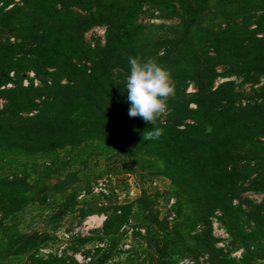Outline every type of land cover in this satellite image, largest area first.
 Wrapping results in <instances>:
<instances>
[{
  "label": "trees",
  "instance_id": "16d2710c",
  "mask_svg": "<svg viewBox=\"0 0 264 264\" xmlns=\"http://www.w3.org/2000/svg\"><path fill=\"white\" fill-rule=\"evenodd\" d=\"M171 18L178 22H151ZM96 26L105 39L92 46L85 33ZM130 56L151 58L171 75L175 95L155 125L163 129L158 139L144 141L153 126L128 116ZM263 79L264 0H0V162L13 169L0 176V264L134 262L119 258L133 203L114 207L101 230L73 239L74 251L95 246L93 254L84 251L87 261L39 253L69 212H96L79 208L64 175L66 166L92 157L126 170L144 158L140 168L156 163L170 181L171 224L154 212L152 196L135 201L133 234L143 228L145 245L136 264H178L183 256L197 262L202 254L209 264H264V200L244 195L264 192ZM62 149L66 159L58 158ZM42 158L48 162L39 165ZM53 177L60 181L51 185ZM56 194L49 231L18 229L19 211ZM214 220L239 259L217 247Z\"/></svg>",
  "mask_w": 264,
  "mask_h": 264
},
{
  "label": "rangeland",
  "instance_id": "374dc122",
  "mask_svg": "<svg viewBox=\"0 0 264 264\" xmlns=\"http://www.w3.org/2000/svg\"><path fill=\"white\" fill-rule=\"evenodd\" d=\"M147 14L148 13L143 14L140 17L142 23H147ZM162 21L167 24H174L178 22V19H159L155 23L158 24ZM98 35L99 32L95 30L91 32V30H89L85 33V39L90 43H94V41L99 38ZM232 79L238 84L237 89L244 90L248 93V85H239L240 80L238 78L232 77ZM224 80L226 79L218 78L217 81ZM262 83L264 84V79ZM193 90V86L189 85L187 91L192 92ZM3 105L4 100L0 99V107ZM66 157H68V151L62 149L58 154V158L66 159ZM144 160V158H140L137 164H132L130 168H128L129 170L124 168L122 162H116L113 159H105L104 157H92L89 158L86 163L78 161L74 165L66 166L64 170V175L67 176L65 181L68 187L77 192L79 208L84 210L93 209L96 210V212L83 217L81 211L77 210V208L73 212H69L56 227L55 234L57 238L53 241H49L42 247L49 253L73 256L78 261L85 262L89 257H86L84 251L89 250L91 254H93L95 246L89 244L86 245L85 248L74 251L72 249L73 239L77 236L91 235L94 231L101 230L103 222L114 207L133 203V215L120 228V232L123 233V244L121 246L123 252L119 258L126 260L127 257L131 256L134 262L130 264H136L138 260L143 257L142 251L145 245L142 238L144 235L143 228L136 227L134 230L140 231L141 234H133V227L137 224L138 218V210L135 201L145 192L155 199L153 209L160 219L165 218L171 224L174 218L172 206L175 202V198L171 193L170 181L160 174L158 170L159 165L156 163L148 168H140L141 164H146V160ZM46 162H48V160L44 158L38 160L39 165L46 164ZM2 163L3 162H0V176L11 175L13 169L9 166L1 168ZM59 181V179L53 177L48 180V183L54 185ZM30 183H33V180L30 179ZM244 195L256 202L264 200V192H246ZM59 198L60 194L51 197L49 202H47L51 203L50 205L47 203L40 204L39 202H30L27 204L16 214L14 221L17 222L18 229L22 232L49 231L55 223L49 222L48 217L52 212V207L59 201ZM7 223H11V221H7ZM200 229L201 227H197L193 233L199 232ZM222 229L223 228L218 226L213 231L215 237L219 238L217 247L224 251L229 250L232 257L239 259L241 257V251L230 249L228 245V235L223 236ZM246 229H249V226H246ZM65 234H67V236ZM5 264H19V260L17 258H9ZM178 264H209V255L202 254L198 256L197 262L188 256H183L179 259Z\"/></svg>",
  "mask_w": 264,
  "mask_h": 264
},
{
  "label": "clouds",
  "instance_id": "9594fccd",
  "mask_svg": "<svg viewBox=\"0 0 264 264\" xmlns=\"http://www.w3.org/2000/svg\"><path fill=\"white\" fill-rule=\"evenodd\" d=\"M130 74L126 77L125 91L130 105L128 116L140 118L153 126L145 131L143 140L158 139L163 129L155 127L157 121L169 112L168 100L175 95L170 73L149 58L141 61L139 56L129 57Z\"/></svg>",
  "mask_w": 264,
  "mask_h": 264
},
{
  "label": "built area",
  "instance_id": "2783aa9c",
  "mask_svg": "<svg viewBox=\"0 0 264 264\" xmlns=\"http://www.w3.org/2000/svg\"><path fill=\"white\" fill-rule=\"evenodd\" d=\"M158 21V19H152L151 20V22H157ZM93 30H95V31H97V32H99V35H98V37L100 38V40H101V42L103 43L104 42V39H105V28L104 27H101V26H96V27H94L93 29H91V32L93 31ZM94 44L92 43V46H93ZM31 77H33L34 76V74L32 73V72H30V74H29ZM28 82H27V80H24V85H26ZM38 82H37V80H35V84H37ZM218 227V222L216 221V220H214V222H213V229H216ZM222 231V233H223V236H225V235H227V234H225V231L222 229L221 230ZM66 236H67V234H65ZM41 252H44V253H41ZM39 253H40V255H47V254H49V252L47 251V250H45L43 247L42 248H40V250H39ZM59 255V254H58Z\"/></svg>",
  "mask_w": 264,
  "mask_h": 264
}]
</instances>
